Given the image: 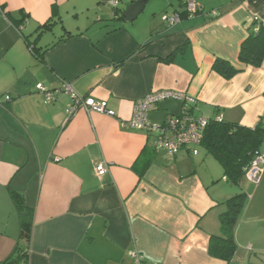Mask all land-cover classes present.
<instances>
[{
    "label": "crops",
    "instance_id": "1",
    "mask_svg": "<svg viewBox=\"0 0 264 264\" xmlns=\"http://www.w3.org/2000/svg\"><path fill=\"white\" fill-rule=\"evenodd\" d=\"M108 1L0 0V263L18 244L14 194L32 211L25 264H134V253L146 264H264V172L256 186L234 185L201 145L171 156L125 126L138 100L172 90L195 104L160 102L152 125L186 109L264 128V59L259 68L238 59L248 36L264 32V0H146L131 22L120 16L137 0ZM190 3L197 12L187 15ZM175 13L180 22L168 26ZM217 60L239 72L225 79ZM37 85L59 93L46 103ZM64 85L115 116H69ZM239 193L236 250L223 261L209 245L223 203Z\"/></svg>",
    "mask_w": 264,
    "mask_h": 264
},
{
    "label": "trees",
    "instance_id": "2",
    "mask_svg": "<svg viewBox=\"0 0 264 264\" xmlns=\"http://www.w3.org/2000/svg\"><path fill=\"white\" fill-rule=\"evenodd\" d=\"M120 19H122L121 16ZM23 20L24 17L20 22ZM48 27L47 23L42 28ZM29 50L35 52L31 44H29ZM238 59L240 63L254 68L261 66L264 59V32L262 30L258 31L257 34L248 36L241 45ZM213 70L225 79H230L239 72L228 63L220 60L215 62ZM263 140L264 128L261 126L251 130L237 125H230L223 121L216 122L212 118L209 119L204 131L201 147L219 162L227 181L238 185L254 157L260 154L259 148ZM11 196L15 211L18 214V244L12 255L0 264H25L28 259L32 211L19 195L13 194ZM244 202L245 194L239 193L223 203L225 211L219 216L220 236L211 237L209 245V253L213 257L223 261H229L233 257L236 250L233 231Z\"/></svg>",
    "mask_w": 264,
    "mask_h": 264
},
{
    "label": "built area",
    "instance_id": "3",
    "mask_svg": "<svg viewBox=\"0 0 264 264\" xmlns=\"http://www.w3.org/2000/svg\"><path fill=\"white\" fill-rule=\"evenodd\" d=\"M125 0H109V4L113 8H117L119 3ZM197 12L196 7L190 3L186 5L185 13L192 15ZM215 15V14H214ZM168 26H174L180 22L181 16L178 13L172 14L166 18ZM64 92L72 97V103L67 110L69 116L74 115L78 110H82L87 114L99 113L105 114L109 117H114V113L107 108L105 101L95 100L92 97L83 98L72 92L69 85H64L62 88ZM37 93L44 96L46 103H51L55 96L59 93L58 90L50 91L45 89L42 85L36 86ZM6 101L10 97H5ZM166 100H178L185 106L195 104V99L186 96L183 93L172 90H158L153 91L138 100L134 104L131 119L125 126L131 129L140 130L154 136V143L156 150L166 151L169 155H176L181 149L188 148L192 155L198 154V148L202 143L204 131L209 123V119L204 117H193L184 109L181 116L169 117L161 125H152L148 121L149 112L160 102ZM214 121L220 122V116H215ZM97 176H104L107 172L105 165L97 163L94 167ZM264 172V155L257 154L252 160L251 164L245 171V179L258 185ZM134 264H146L144 259L132 254Z\"/></svg>",
    "mask_w": 264,
    "mask_h": 264
},
{
    "label": "water",
    "instance_id": "4",
    "mask_svg": "<svg viewBox=\"0 0 264 264\" xmlns=\"http://www.w3.org/2000/svg\"><path fill=\"white\" fill-rule=\"evenodd\" d=\"M146 0H137L126 6L121 14L125 22L133 21L144 9Z\"/></svg>",
    "mask_w": 264,
    "mask_h": 264
},
{
    "label": "rangeland",
    "instance_id": "5",
    "mask_svg": "<svg viewBox=\"0 0 264 264\" xmlns=\"http://www.w3.org/2000/svg\"><path fill=\"white\" fill-rule=\"evenodd\" d=\"M244 179H245V177H244ZM245 180H246V179H245ZM245 180H244V181H245ZM249 183H250V182H249ZM251 184H252V183H251ZM253 185H254V184H253ZM255 186H256V185H255Z\"/></svg>",
    "mask_w": 264,
    "mask_h": 264
}]
</instances>
